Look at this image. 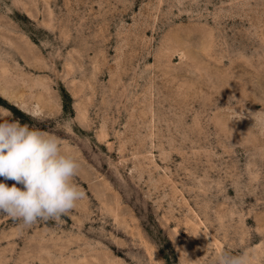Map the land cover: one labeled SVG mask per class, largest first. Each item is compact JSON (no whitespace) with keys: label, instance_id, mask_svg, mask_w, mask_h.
<instances>
[{"label":"rangeland","instance_id":"obj_1","mask_svg":"<svg viewBox=\"0 0 264 264\" xmlns=\"http://www.w3.org/2000/svg\"><path fill=\"white\" fill-rule=\"evenodd\" d=\"M4 109L85 196L0 264H264V0H0Z\"/></svg>","mask_w":264,"mask_h":264},{"label":"clouds","instance_id":"obj_2","mask_svg":"<svg viewBox=\"0 0 264 264\" xmlns=\"http://www.w3.org/2000/svg\"><path fill=\"white\" fill-rule=\"evenodd\" d=\"M80 167L57 136L21 124L7 109L0 111V177L16 182L11 187L0 182V215L26 227L37 221L60 222L85 196L74 183ZM251 259L247 251L222 252L215 264H250Z\"/></svg>","mask_w":264,"mask_h":264}]
</instances>
